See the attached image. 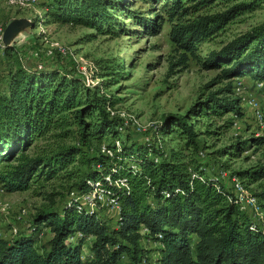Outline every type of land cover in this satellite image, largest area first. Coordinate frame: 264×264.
<instances>
[{"label": "trees", "instance_id": "obj_1", "mask_svg": "<svg viewBox=\"0 0 264 264\" xmlns=\"http://www.w3.org/2000/svg\"><path fill=\"white\" fill-rule=\"evenodd\" d=\"M214 1H162L171 20L169 38L179 50L173 64L185 66L189 56L196 55L199 42L259 2L235 0L220 10L201 9ZM43 5L51 21L90 27L98 34L126 31L128 24L122 17L152 31L160 24L127 0H44ZM15 51L7 45L2 54L18 60L7 72L5 88L0 89L3 187L24 190L32 181L58 172L78 175L72 188L86 191L97 183L118 201L119 212L116 225L109 226L96 210L72 199L59 209L42 207L33 216L30 232L10 240L0 237V264H264V229L229 199L223 182L206 175L191 120L192 116L222 117L230 112L232 116L225 120V126H230L234 117L242 116L241 97L233 93L232 81L209 91L185 113L163 114L151 139L138 142L128 133L120 138L123 120L107 110V105L115 103L113 94L104 90L111 80L101 78L90 86L77 72L27 67ZM110 61L98 60L96 76L122 71L119 61ZM201 63L219 69L217 78L249 76L261 82L264 90V22L233 36ZM176 129L182 142L166 150L163 140ZM46 133L72 141L29 154L33 141ZM251 141L264 144V136ZM242 147L233 144L229 151L236 154ZM234 174L247 185L257 184L251 190L264 212V163ZM141 224L147 233H140ZM44 226L52 236L48 246L39 247L37 236ZM87 236L92 239L89 253L84 254L81 245ZM144 236L160 244L155 261L148 260L140 242Z\"/></svg>", "mask_w": 264, "mask_h": 264}, {"label": "rangeland", "instance_id": "obj_2", "mask_svg": "<svg viewBox=\"0 0 264 264\" xmlns=\"http://www.w3.org/2000/svg\"><path fill=\"white\" fill-rule=\"evenodd\" d=\"M43 1L24 6L0 0V18L4 23L2 42L13 46L19 61L32 68L54 67L83 75L81 70L91 73L89 65L93 64L96 75L98 60L110 59V63L119 61L123 66L122 71L97 76L94 82L101 78L111 80L104 90L113 94V108L118 112L115 114L123 120L121 139L128 133L138 142L150 140V131H137L135 123L145 128L150 122L160 121L165 113H185L195 101L229 80L232 81L234 94L240 97L258 96L264 108L262 84L249 76L217 78L219 69L205 67L201 63L209 52L220 48L233 36L264 22V0H259L255 8L236 15L216 33L199 42L195 49L196 55H190L185 66L173 64L178 59L179 50L169 38L171 20L162 9L163 0H127L133 8L143 9L146 15L155 17L160 24L152 31L122 17L128 29L117 35L98 34L90 27L51 21ZM233 1L215 0L201 9L220 10ZM59 45L66 47V54L57 51ZM17 61L10 55H0V89L5 88L7 72L15 68ZM241 105L244 108L243 115L234 117L230 126H225L226 118L232 116L230 112L222 117H191L198 132L200 149L204 153L199 158L204 164L206 175L216 177L227 188L235 170L264 163V144H253L251 141V138L256 137L254 131L257 129L251 109L243 102ZM49 134L36 138L27 152L34 154L55 147L60 142L72 141L70 137ZM180 142L182 140L176 129L166 136L163 146L170 150ZM233 144H243V147L235 150L234 154L229 151ZM223 148L226 153L219 152ZM80 168H84V165ZM223 170L227 172L224 176L221 175ZM77 176L58 172L52 177L32 181L27 189L15 191L6 190L0 181V237L10 240L19 233L30 232L33 216L42 207L52 205L61 208L70 199L68 192L74 187L72 184ZM249 185L252 189L258 188L256 183ZM93 209L109 226L116 225V208L97 204ZM255 221L264 229L259 220ZM13 227L17 231H13ZM51 236L50 228L44 226L37 236V245L48 246ZM69 239L76 240L72 236ZM91 239V236H87L83 240L81 251L84 254L89 253ZM140 242L148 251V260L155 261L159 254V242L148 236H144Z\"/></svg>", "mask_w": 264, "mask_h": 264}, {"label": "built area", "instance_id": "obj_3", "mask_svg": "<svg viewBox=\"0 0 264 264\" xmlns=\"http://www.w3.org/2000/svg\"><path fill=\"white\" fill-rule=\"evenodd\" d=\"M7 4H20V5H30L38 2V0H3ZM3 21L0 18V55L3 54V51L7 45H5L2 42V32H3ZM57 51L60 54H66L67 49L64 46H57ZM94 65H89V71L91 73H85V71L81 70L83 73V80L87 85H93L96 82L95 78H98L94 74ZM92 83V84H90ZM262 84L261 82H259ZM241 102H243L246 107H249L251 109V113L254 119V122L256 123L257 129L254 131V136H264V108L262 105V102L258 96H247V97H241ZM107 110H109L111 115H118L115 113H118L114 110L113 106L107 105ZM135 127L137 131L139 130H148L150 133L154 131L157 127V122H150L147 127L141 128L138 123H135ZM119 142L116 141V145H118ZM104 146H102V150L104 151ZM106 150V149H105ZM198 155L200 157L204 156L203 150L198 151ZM227 173L225 170L221 171V175H225ZM109 179V178H108ZM231 182L229 184V187L227 190L229 193V199L235 202L240 209L247 211L251 214L253 219L259 220L260 222L263 219V210L262 207L257 199V196L252 192L250 185H247L243 179H241L237 174H232ZM68 195L70 199L77 201L79 204H81L84 207H87L89 209H93L95 205L97 204H107L114 208H116L117 213L119 212V203L117 200L109 196L108 194L104 193L98 184H94L92 188L86 191L77 190L75 188H71L68 192ZM13 231H17L15 227L12 228ZM140 233L145 234L148 232V229L143 224L140 225L139 228Z\"/></svg>", "mask_w": 264, "mask_h": 264}]
</instances>
